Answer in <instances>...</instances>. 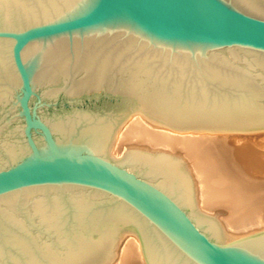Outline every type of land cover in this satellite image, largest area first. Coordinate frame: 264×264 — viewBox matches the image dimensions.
I'll return each instance as SVG.
<instances>
[{"label":"water","instance_id":"water-1","mask_svg":"<svg viewBox=\"0 0 264 264\" xmlns=\"http://www.w3.org/2000/svg\"><path fill=\"white\" fill-rule=\"evenodd\" d=\"M175 130H264V0H0V264H264L226 241L183 161L110 136L130 111Z\"/></svg>","mask_w":264,"mask_h":264},{"label":"bare ground","instance_id":"bare-ground-1","mask_svg":"<svg viewBox=\"0 0 264 264\" xmlns=\"http://www.w3.org/2000/svg\"><path fill=\"white\" fill-rule=\"evenodd\" d=\"M123 146L182 160L195 206L215 219L226 241L264 231V130H175L130 110L110 136V157ZM104 264H145L136 236L122 232Z\"/></svg>","mask_w":264,"mask_h":264},{"label":"rangeland","instance_id":"rangeland-1","mask_svg":"<svg viewBox=\"0 0 264 264\" xmlns=\"http://www.w3.org/2000/svg\"><path fill=\"white\" fill-rule=\"evenodd\" d=\"M127 150L128 148L126 146L119 148L113 155L114 159H120Z\"/></svg>","mask_w":264,"mask_h":264}]
</instances>
